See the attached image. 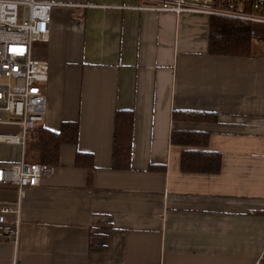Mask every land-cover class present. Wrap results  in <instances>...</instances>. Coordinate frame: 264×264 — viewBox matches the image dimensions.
Returning a JSON list of instances; mask_svg holds the SVG:
<instances>
[{
    "label": "crops",
    "instance_id": "0c3cea01",
    "mask_svg": "<svg viewBox=\"0 0 264 264\" xmlns=\"http://www.w3.org/2000/svg\"><path fill=\"white\" fill-rule=\"evenodd\" d=\"M47 1L84 6L53 8L48 38L32 51L48 63L40 126L77 123L78 137L60 148L53 174L25 191L18 216L16 190L0 185V208L9 209L0 264H256L264 247V25H253L250 57H216L207 54L209 16L116 8L131 0ZM119 110L133 113L129 171L111 169ZM177 111L217 121L180 122ZM176 131L208 134L221 172L181 173ZM77 153L93 169L76 167ZM20 159V147L0 144V167ZM17 217L15 246L7 226Z\"/></svg>",
    "mask_w": 264,
    "mask_h": 264
},
{
    "label": "built area",
    "instance_id": "2783aa9c",
    "mask_svg": "<svg viewBox=\"0 0 264 264\" xmlns=\"http://www.w3.org/2000/svg\"><path fill=\"white\" fill-rule=\"evenodd\" d=\"M131 1L135 4L116 8L175 16L197 14L264 25V0ZM227 1L238 8H224ZM60 6L84 7L47 0H0V127L11 129L0 133V144L17 145L21 149L19 162L0 167V185L16 190L17 216L25 191L37 187L43 177L54 172L50 165L26 162L24 151L29 133L42 124L46 109L42 85L47 79L48 63L34 58L33 45L47 40L52 9ZM8 213L7 207L0 208V225L6 223ZM7 227V237L16 246L18 217ZM256 264H264V247Z\"/></svg>",
    "mask_w": 264,
    "mask_h": 264
},
{
    "label": "trees",
    "instance_id": "16d2710c",
    "mask_svg": "<svg viewBox=\"0 0 264 264\" xmlns=\"http://www.w3.org/2000/svg\"><path fill=\"white\" fill-rule=\"evenodd\" d=\"M224 8L237 9L232 2H225ZM254 38L253 25L239 20L220 17L209 19V39L207 54L216 57L247 58L251 56ZM173 118L180 122L213 124L217 121L215 113L174 112ZM5 130H11L10 128ZM79 127L77 123H62L59 131L53 132L38 126L29 133L24 160L29 163L56 166L59 151L63 145H74ZM133 138V113L119 110L114 115L111 169L129 171ZM170 142L181 147L179 170L185 174L218 175L222 168L220 153L207 151L209 135L198 132L176 131L171 134ZM89 155L77 153L75 166L93 169ZM156 168H151L154 170Z\"/></svg>",
    "mask_w": 264,
    "mask_h": 264
},
{
    "label": "rangeland",
    "instance_id": "374dc122",
    "mask_svg": "<svg viewBox=\"0 0 264 264\" xmlns=\"http://www.w3.org/2000/svg\"><path fill=\"white\" fill-rule=\"evenodd\" d=\"M264 29V28H263ZM262 32H260V33H258L259 34V36H261L262 35V38L260 37V39H259V41H262V42H264V40H261V39H264V30H261ZM0 133H6V131L4 130V131H2V130H0Z\"/></svg>",
    "mask_w": 264,
    "mask_h": 264
}]
</instances>
